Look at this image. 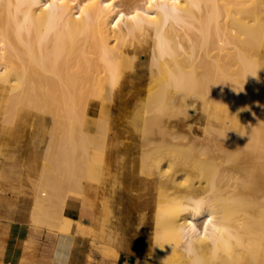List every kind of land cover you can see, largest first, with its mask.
<instances>
[{"label":"bare ground","instance_id":"6f19581e","mask_svg":"<svg viewBox=\"0 0 264 264\" xmlns=\"http://www.w3.org/2000/svg\"><path fill=\"white\" fill-rule=\"evenodd\" d=\"M141 53L151 54L146 86L131 56ZM199 100L206 125L181 126ZM0 105L58 122L47 152L56 175L44 170L48 198L41 191L35 210L64 209L76 167L97 180L103 148L109 165L139 152L121 167L158 193L156 264H189L186 242L200 264H264V0H0ZM130 106L148 114L134 130L104 129ZM95 107L99 140L81 130ZM124 132L139 143L113 145ZM201 197L210 211L183 210Z\"/></svg>","mask_w":264,"mask_h":264},{"label":"rangeland","instance_id":"374dc122","mask_svg":"<svg viewBox=\"0 0 264 264\" xmlns=\"http://www.w3.org/2000/svg\"><path fill=\"white\" fill-rule=\"evenodd\" d=\"M145 38L146 36L139 37V39L144 41V44H147ZM135 41L137 42V39H135ZM131 56H134L137 62L135 69L139 70L138 75H144L145 79L148 77L149 80L150 73H148L147 66L150 63L151 54L141 53L131 54ZM138 63H140V66ZM148 80H145L144 86L147 85ZM144 98L145 93L141 96L142 100ZM200 102L201 100L193 107L191 106V109L189 108L188 114H190L188 116L190 120L182 123L181 126H188V124H193L192 126L206 125L204 120L201 119L204 113L201 109L202 105ZM131 107L132 106L126 108V110H113L111 114L112 119L107 123V126H103L104 129H110L112 132L116 131L118 128H123L122 130L126 129V131L134 130L137 127L135 125V120H142V118H145L148 114L134 110L133 107ZM4 109V105L0 107V222L5 221L6 223L16 224L18 227H12L13 230L22 229L23 234L30 233L44 238L51 235L56 236L59 233L69 234L72 230V226L75 225V234L82 236V238L86 240L85 243L88 248H90L88 260L92 262L91 264H120L127 255L135 256L137 259L136 261H147L149 264H156L153 256L155 231L153 217L156 212L155 201L158 197V193L153 183H145L130 178L129 175H125L121 167V162L123 163L125 159L130 158L131 155V157L139 158V152H134L130 155L124 154L123 152L117 153L114 158L109 160V165L107 160L104 159L103 148L102 163L100 162V166L102 168V166L106 165L102 168L103 170L101 169L99 176L101 179L97 178V180L90 181V179L87 178L86 180L85 177L87 176L85 172L76 167L73 173L77 176V183H80V186L79 183L78 186L81 188L77 185H75L76 188L74 185L73 187L68 186L71 188V191L68 187L66 188V194H70L68 198L71 197L73 202L71 204L66 203L68 200L67 198L64 203V209L61 207V209L53 210V212L52 209L50 211L46 210L40 212V210L37 211V207L35 210L34 204L38 202L37 200L40 198L38 194H41V191L47 192V195L42 197L48 198V191L46 188L43 190V186L40 188L39 184L42 185V178H44L46 173H49L48 175L50 176L56 175V172L52 169V164L47 156V152L49 148L55 147L56 142L54 141L56 140L54 136L56 135L54 134L57 133L59 129L57 127L58 122L55 123L50 114H39L33 111L25 112L23 110H16L15 118L14 112L7 114V111L4 113ZM61 116L64 119V116ZM61 116L59 117L60 119H62ZM100 116L101 113L97 107L92 109L88 114H85L84 126H82L81 129L82 132L87 135L89 134L90 137L96 139L99 137L102 139V136H104V129L101 128V126H97V123L102 122ZM10 117H12L11 119L15 118V120H12L14 123L11 121L13 126H10ZM47 119L51 121L47 122ZM7 123H10V125H7ZM48 123L53 125L49 126ZM55 126L58 128L56 131L53 130L56 129ZM49 127H52L51 129L53 131ZM66 127L71 128V126ZM79 127L80 126H76V130L78 133H82ZM48 131L53 136H49ZM110 141L113 145L139 143V141L130 136L128 132H124L122 135L115 138L112 137ZM48 143L49 145L51 144L50 146L54 147H49ZM91 145L94 144H90L89 147L86 146V148H89V150L86 151L87 153L92 152L90 150L91 148L93 149L94 146ZM79 149L81 151L83 147ZM83 151H81L80 157L83 156ZM98 151L99 150L95 152ZM49 162L50 164H48ZM129 164L130 163H128L127 170L130 169ZM107 165L111 169L110 172H107ZM133 176L137 177L138 173L135 172ZM140 176L145 178L142 174H140ZM150 179L154 180L155 177H150ZM100 180H102V182H100ZM73 189L75 192H73ZM32 209L34 212H32ZM56 211L59 217L58 215L56 216L57 213H55L53 217ZM100 220L102 221L101 223ZM27 245L30 247L33 244L27 243ZM30 250V248L26 249V251Z\"/></svg>","mask_w":264,"mask_h":264},{"label":"crops","instance_id":"0c3cea01","mask_svg":"<svg viewBox=\"0 0 264 264\" xmlns=\"http://www.w3.org/2000/svg\"><path fill=\"white\" fill-rule=\"evenodd\" d=\"M72 202L71 197L66 201L70 204ZM69 210L71 211L70 207ZM6 227L9 232L5 229ZM12 227L18 226L5 221L0 222V264H20L24 263V260H27L24 264H71V262L72 264H91L88 260L90 248L82 236L75 234V225L72 226L69 234L59 233L45 238L30 233L23 234L22 229L13 230ZM27 243L33 245L29 247ZM1 247L3 250L5 247V250L2 251ZM28 248L31 250L26 251ZM136 260L135 256L127 255L120 264H136Z\"/></svg>","mask_w":264,"mask_h":264},{"label":"clouds","instance_id":"9594fccd","mask_svg":"<svg viewBox=\"0 0 264 264\" xmlns=\"http://www.w3.org/2000/svg\"><path fill=\"white\" fill-rule=\"evenodd\" d=\"M205 208L210 211L207 201L201 197L196 199L190 198L188 204L183 207V210L188 212L190 211L195 215H199ZM184 252L186 257L189 258V264H200L195 247L192 243H185ZM145 264H147V261H145Z\"/></svg>","mask_w":264,"mask_h":264}]
</instances>
